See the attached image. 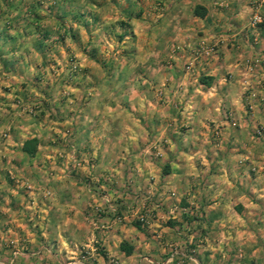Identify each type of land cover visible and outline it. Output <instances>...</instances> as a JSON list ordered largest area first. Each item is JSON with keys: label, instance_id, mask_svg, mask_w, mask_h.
<instances>
[{"label": "crops", "instance_id": "obj_1", "mask_svg": "<svg viewBox=\"0 0 264 264\" xmlns=\"http://www.w3.org/2000/svg\"><path fill=\"white\" fill-rule=\"evenodd\" d=\"M50 1L76 13L119 4L123 63L62 45L79 62L68 75L64 53L31 58L41 49L30 41L0 44V180L41 173L47 186L0 188V260L15 251L3 264H177L182 253L184 264H213L223 244L247 239L249 257L264 256V28L248 25L254 1ZM112 206L122 219L105 215Z\"/></svg>", "mask_w": 264, "mask_h": 264}, {"label": "rangeland", "instance_id": "obj_2", "mask_svg": "<svg viewBox=\"0 0 264 264\" xmlns=\"http://www.w3.org/2000/svg\"><path fill=\"white\" fill-rule=\"evenodd\" d=\"M61 5L62 6L58 8L50 0H0V10L2 6H4L6 10V12L3 11L0 14V44L7 49L9 44H19V42L22 41H30L41 49L35 56L31 55V58L40 57L53 60L55 57L62 56L61 54L64 53L59 50L60 46L69 47L71 44L75 45L77 42L83 44L81 51L93 60L103 61L108 59L112 60L114 64L123 63V18L120 17L118 13L120 9L119 4L99 2L101 7L100 12H92V9H86L85 11H78L79 9H76L78 13L75 11H72L74 12L72 13L71 9L74 10L73 7L67 6L66 3ZM8 7L11 9L9 8L8 10ZM59 10L64 11L60 14ZM88 13L91 14L89 18H86ZM73 22L75 23L74 25ZM80 28L84 30L78 32ZM261 28L264 27H256L255 31ZM8 32L12 36H9ZM90 34L94 35L92 37L93 40H90ZM87 48L88 50H86ZM4 50L1 53H7L6 50ZM63 57L70 66V73H68V75L74 74L79 69L77 55L64 53ZM258 61L259 60H253V62ZM73 63H76L75 67H72ZM122 68L123 67H118L119 70L123 71ZM35 69V67L31 69L33 75L35 74ZM32 85H34V83H32ZM116 87L118 89V94H114L111 101H113L112 105L120 107L123 105V83H117ZM156 91L158 92V89ZM246 95L247 105L253 103L249 101V98L255 95L254 91H249ZM34 105L35 104H31L30 106ZM256 129H259L260 132H257ZM262 133L263 127L257 123L254 127V136H252V138H260ZM70 162L71 161L67 162L65 166L66 170H71ZM85 165L89 169L93 168V157H86ZM4 179V182L0 180V188L6 185H12L17 192L23 195L25 194V189L45 190V192L47 189L41 173L36 177H30L29 179L31 181L24 179L22 181L20 175L10 176ZM108 212H111V217L114 216L116 219H122L121 214L116 212L113 206L109 208L105 215H109L107 214ZM139 214L140 213L137 212L132 221L140 225L141 222L138 219ZM247 240L243 243L232 242L223 244V256L212 260L213 264H264L263 255L252 258L249 257V241ZM258 245H261V250H263V244L258 243ZM259 252L261 251L259 250ZM13 258L12 256H8L1 260L12 262ZM1 260L0 262H2ZM32 262L33 264L37 263L36 260H32ZM175 263L184 264L185 261L181 262L178 258Z\"/></svg>", "mask_w": 264, "mask_h": 264}, {"label": "built area", "instance_id": "obj_3", "mask_svg": "<svg viewBox=\"0 0 264 264\" xmlns=\"http://www.w3.org/2000/svg\"><path fill=\"white\" fill-rule=\"evenodd\" d=\"M264 5V0H254V5L252 7L251 14L248 19V25L252 28L255 29L256 27H264V13L262 11ZM202 49L204 52L209 53L215 50L213 44L209 45H203ZM76 63L72 64V67H75ZM257 132H260L259 129H256ZM139 221L142 223L145 220V214L140 213L138 215ZM15 255V251L11 252V256L13 257ZM184 258H191V254H186L182 253L181 256L179 257L180 261H184ZM0 264H3V262H0Z\"/></svg>", "mask_w": 264, "mask_h": 264}, {"label": "trees", "instance_id": "obj_4", "mask_svg": "<svg viewBox=\"0 0 264 264\" xmlns=\"http://www.w3.org/2000/svg\"><path fill=\"white\" fill-rule=\"evenodd\" d=\"M197 13H200V12H198L197 10H195ZM26 143V141L25 142H23V145H22V150H24V151H26V152H28V153H31V152H33V150H34V148L33 147H26L24 144ZM137 226H139V223H135ZM119 247L121 248V249H123V251L125 252V253H130V251H131V249H132V245L130 244V243H128L126 240H121L120 242H119Z\"/></svg>", "mask_w": 264, "mask_h": 264}]
</instances>
